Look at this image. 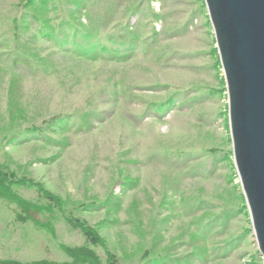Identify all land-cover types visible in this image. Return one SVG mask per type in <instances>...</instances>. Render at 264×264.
Masks as SVG:
<instances>
[{"label": "rangeland", "instance_id": "rangeland-1", "mask_svg": "<svg viewBox=\"0 0 264 264\" xmlns=\"http://www.w3.org/2000/svg\"><path fill=\"white\" fill-rule=\"evenodd\" d=\"M232 150L205 0H0V260L264 264Z\"/></svg>", "mask_w": 264, "mask_h": 264}, {"label": "water", "instance_id": "water-1", "mask_svg": "<svg viewBox=\"0 0 264 264\" xmlns=\"http://www.w3.org/2000/svg\"><path fill=\"white\" fill-rule=\"evenodd\" d=\"M229 100L236 171L264 258V0H205Z\"/></svg>", "mask_w": 264, "mask_h": 264}, {"label": "trees", "instance_id": "trees-1", "mask_svg": "<svg viewBox=\"0 0 264 264\" xmlns=\"http://www.w3.org/2000/svg\"><path fill=\"white\" fill-rule=\"evenodd\" d=\"M25 2H33L34 0H24ZM40 129V128H37ZM18 179L14 171H10L0 164V196L4 200L17 205L16 218L18 221L26 223L31 219L34 204L23 198L21 195L13 191L12 185ZM50 201H54V196L47 195ZM70 222L80 228L87 239V243L77 246H65L66 254L71 258L74 264H121L114 254L105 255V260L101 254L94 249L101 243V237L93 228L89 227L84 221L78 218L70 217ZM0 264H71V262H58L47 258L35 260L33 262H22L14 259L0 260Z\"/></svg>", "mask_w": 264, "mask_h": 264}]
</instances>
